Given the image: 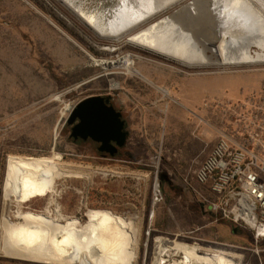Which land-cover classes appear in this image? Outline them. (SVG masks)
<instances>
[{
  "label": "rangeland",
  "instance_id": "1",
  "mask_svg": "<svg viewBox=\"0 0 264 264\" xmlns=\"http://www.w3.org/2000/svg\"><path fill=\"white\" fill-rule=\"evenodd\" d=\"M84 3L105 14L117 0ZM108 46L56 0H0V211L7 157L105 168L121 175L90 184L79 178L65 182L59 199L63 213L83 225L94 223L97 233L89 249L80 253L82 240L66 230L55 241L54 256L78 263L94 259L130 264L138 231L134 264H150L157 234L178 242L165 236L187 232L189 241L203 245L190 247L208 248L236 264H264V240L256 243L247 229L206 214L200 186L192 179L199 159H189L202 145L201 128L207 132L203 146L211 147L231 133L249 146L256 144L246 140L243 128L254 111L249 101L259 99L264 106V65L186 68L128 45L113 53L99 50ZM126 54L130 60L118 63ZM101 60L116 65L101 66ZM97 95L108 97L126 123V145L114 157L100 154L91 141H68L69 111ZM132 174L144 175L146 181L137 182ZM22 188L24 211L41 214L45 187L25 179ZM13 223L10 215L19 244H40L43 231L16 229ZM0 264L45 263L0 256Z\"/></svg>",
  "mask_w": 264,
  "mask_h": 264
},
{
  "label": "bare ground",
  "instance_id": "2",
  "mask_svg": "<svg viewBox=\"0 0 264 264\" xmlns=\"http://www.w3.org/2000/svg\"><path fill=\"white\" fill-rule=\"evenodd\" d=\"M56 1L97 39L109 44L99 49L104 53H113L128 45L186 68L264 65V0H149L140 10L131 6V0H117L105 14L84 7L86 0ZM130 56L126 54L118 59V63L125 64ZM99 64L111 67L116 62L101 60ZM117 86L112 84L111 88ZM104 169L34 157H7L0 211V256L45 264H110L94 259L78 263L53 255L55 241L66 230L82 240L80 253L91 246L97 233L95 224L83 225L77 218L64 214L59 199L67 189L65 182L69 179L79 178L90 184L96 178L121 175ZM131 176L137 182L146 181L144 175ZM25 179L39 182L47 191L42 213L37 216L28 215L23 209L22 185ZM59 181L63 183L61 189ZM80 204L86 207L84 200ZM10 215L16 229L43 231L38 246H23L14 240L15 229L10 227ZM137 232L128 255L130 264L136 260ZM154 239L150 256L152 264H236L221 253L190 247L178 240L158 239L155 252ZM179 255L181 259H176Z\"/></svg>",
  "mask_w": 264,
  "mask_h": 264
},
{
  "label": "built area",
  "instance_id": "3",
  "mask_svg": "<svg viewBox=\"0 0 264 264\" xmlns=\"http://www.w3.org/2000/svg\"><path fill=\"white\" fill-rule=\"evenodd\" d=\"M256 101L260 104L256 105ZM249 102H252L254 111L243 132L247 134L246 140L256 144L249 146L237 140L235 133L219 138L192 173V178L197 185L208 187L211 197L203 198L202 203L206 208L218 219L250 231L258 243L264 240V144L261 143L264 106L259 99ZM162 235L155 237L162 238ZM187 235V232H180L166 237L203 246L189 241ZM176 259H181V256Z\"/></svg>",
  "mask_w": 264,
  "mask_h": 264
},
{
  "label": "water",
  "instance_id": "4",
  "mask_svg": "<svg viewBox=\"0 0 264 264\" xmlns=\"http://www.w3.org/2000/svg\"><path fill=\"white\" fill-rule=\"evenodd\" d=\"M65 124L70 127V139L91 141L98 145L100 154L114 157L126 145V123L108 97L97 95L79 101L69 111Z\"/></svg>",
  "mask_w": 264,
  "mask_h": 264
},
{
  "label": "crops",
  "instance_id": "5",
  "mask_svg": "<svg viewBox=\"0 0 264 264\" xmlns=\"http://www.w3.org/2000/svg\"><path fill=\"white\" fill-rule=\"evenodd\" d=\"M186 134H189L190 135V133H187L186 132ZM203 134V137H204V139L202 140L201 138V140H199V144H202V145H200L199 146V148L197 149V150H195V151H192L191 153H190V155H189V159H190V161L192 162V161H194V158H195V162H196V159H199V162H198V166H199V164L206 158V156H207V154H208V152L210 151V149L215 145H213V146H211V147H207V146H203V142L205 141V135H207V132L206 131H203L202 130V128H201V130H200V133H199V135H202ZM219 140V139H218ZM217 140V141H218ZM216 141V142H217ZM197 166V167H198ZM196 167V168H197ZM193 179V178H192ZM193 181H194V179H193ZM199 186V185H198ZM200 195H201V198H210L211 197V194H210V192H209V190H208V187L207 186H200ZM204 206V205H203ZM205 207V206H204ZM205 212H206V214H208V215H210V216H213L216 220L218 219L217 217H216V214L214 213V212H212V211H210V209H208V208H206L205 207Z\"/></svg>",
  "mask_w": 264,
  "mask_h": 264
},
{
  "label": "flooded vegetation",
  "instance_id": "6",
  "mask_svg": "<svg viewBox=\"0 0 264 264\" xmlns=\"http://www.w3.org/2000/svg\"><path fill=\"white\" fill-rule=\"evenodd\" d=\"M136 1V2H135ZM149 0H131V6L135 9V10H140L142 7H144L143 6V4L144 3H146V2H148ZM134 3V4H133ZM138 12V11H137ZM77 141H79V140H77ZM88 142V141H87ZM95 144V143H94ZM96 145V148L98 147V145L97 144H95ZM103 156H107V155H104V154H102Z\"/></svg>",
  "mask_w": 264,
  "mask_h": 264
},
{
  "label": "trees",
  "instance_id": "7",
  "mask_svg": "<svg viewBox=\"0 0 264 264\" xmlns=\"http://www.w3.org/2000/svg\"><path fill=\"white\" fill-rule=\"evenodd\" d=\"M68 141L70 142V143H72V144H79V143H85V142H82V141H74V140H72V139H70V138H68ZM88 142H90V141H88Z\"/></svg>",
  "mask_w": 264,
  "mask_h": 264
}]
</instances>
